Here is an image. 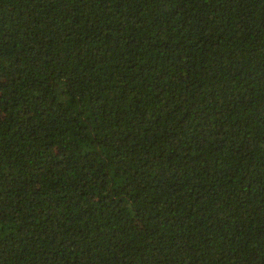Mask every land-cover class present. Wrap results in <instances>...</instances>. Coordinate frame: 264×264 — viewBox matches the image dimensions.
Listing matches in <instances>:
<instances>
[{
    "label": "trees",
    "instance_id": "16d2710c",
    "mask_svg": "<svg viewBox=\"0 0 264 264\" xmlns=\"http://www.w3.org/2000/svg\"><path fill=\"white\" fill-rule=\"evenodd\" d=\"M0 264H264V0H0Z\"/></svg>",
    "mask_w": 264,
    "mask_h": 264
}]
</instances>
